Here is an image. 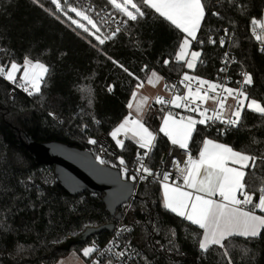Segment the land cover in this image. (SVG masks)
Masks as SVG:
<instances>
[{"label":"trees","instance_id":"16d2710c","mask_svg":"<svg viewBox=\"0 0 264 264\" xmlns=\"http://www.w3.org/2000/svg\"><path fill=\"white\" fill-rule=\"evenodd\" d=\"M89 1L97 11L106 9L107 19L127 20L103 45L71 25L51 0H0V64L9 65L11 60L22 63L27 54L49 69L41 93L31 96L18 86L12 95L15 84L0 77V264H55L72 251L82 254L88 244L63 249L69 238L78 237L88 227L117 222L102 195L89 191L73 194L60 180L55 166L38 163L21 139L26 141L29 136L39 143L58 141L96 155L101 138L110 136L128 114L135 77L146 79L155 70L172 80L188 71L183 62L174 59L183 33L145 7L142 0L134 2L146 15L136 21L128 20L109 0ZM79 2L70 0L82 6ZM203 3L206 14L193 43L201 56L191 73L214 79L225 58V47L219 39L226 38L231 54L237 58L232 74L238 79L242 69L251 73L254 83L246 90L264 102V44L256 39L251 24L253 18H262L264 0ZM95 17L101 34L111 35L113 30L105 20L100 15ZM211 35L216 39L214 44L209 43ZM165 59L169 64L163 63ZM145 65L147 68L141 71ZM169 109L157 104L144 119L157 134L148 157V165L153 168L160 165L169 146L166 136L159 132L160 119ZM218 129L225 128L198 125L191 141L193 152L197 154L204 137H211L235 150L264 155V116L245 107L237 127H229L223 134ZM93 139L95 144L89 142ZM138 150L134 141L126 139L124 147L109 160L118 164L123 157L127 166H134ZM262 180L264 163L258 159L245 177L247 190L257 201ZM135 193L122 221L131 226V239L147 264H227L219 246H212L207 253L199 250L196 234L202 235V230L164 208L159 183L142 180ZM118 211L122 212V207ZM108 236L107 231L96 235L101 239ZM225 243L233 264H264V235L255 240L235 237ZM245 246L251 251L242 256Z\"/></svg>","mask_w":264,"mask_h":264},{"label":"snow or ice","instance_id":"6c2138e0","mask_svg":"<svg viewBox=\"0 0 264 264\" xmlns=\"http://www.w3.org/2000/svg\"><path fill=\"white\" fill-rule=\"evenodd\" d=\"M34 2L38 3V0ZM142 2L145 7L153 9L160 17L183 33L174 59L177 62H183L187 69H194L201 52L191 51L190 48L192 41L197 40V33L205 18L203 0H142ZM51 3L71 22V25H75L76 29H82L84 33L94 37L100 45L111 40L120 31V27L117 26L111 35L101 34L100 26L89 14L91 7L74 6L70 0H65L63 4L61 0H51ZM109 3L131 21H136L146 15L142 7L134 0H109ZM69 11L75 13L76 18L70 15ZM214 15L218 14L214 13ZM122 22L127 24V20ZM251 24L253 34L256 33L257 26L264 32V20L253 18ZM256 39L264 43V37L257 35ZM212 42L215 43V41ZM224 42L222 38L220 44L223 45ZM261 50L264 51V48ZM113 63L128 72L122 64L117 61ZM163 63L167 65L169 60L165 59ZM146 68L147 65L141 71ZM21 69L22 74L18 80L17 73ZM48 71L45 63L39 59L34 60L27 54L23 57L22 63L11 60L9 65L0 64V77L16 84L30 96L41 93L42 82ZM128 74L133 75L131 72ZM241 75L242 80L237 82L239 86L228 87L225 83L214 82L184 72L180 80V84L186 89L183 95L179 94L176 85L165 83V90L173 93L170 98L162 95L155 96L157 104L172 105L199 115V118L191 114L179 115L177 118L176 113L168 111L163 115L159 127V132L163 133L172 145L183 150V166L181 167L180 160L173 161L177 178L183 180L182 185L170 181V172L153 171L145 163V158L150 156L155 147L157 134L143 122V115L149 107L150 97L140 92L145 83L155 87L163 80V77L155 70L147 74L146 79L135 77L137 83L127 103L128 114L110 132L117 146L124 147L125 140L119 138L123 136L134 141L138 148L143 150L142 154L137 153L136 174L129 178L133 181L146 180L149 176L157 179L163 190L164 208L198 226L202 230V235L196 234L199 250L207 253L212 246H219L223 249L222 256L227 258V264H233V262L226 241H231L235 237L255 240L264 235V180L258 188V201L254 200L253 194L247 190L245 182L246 170L255 168L258 159L264 163V155L257 157L244 150H235L232 146L220 143L216 139L204 137L198 155L193 156L190 142L197 131V125L210 126L220 121L226 128L218 129L219 134H223L229 127H237L245 107L264 116V102L251 97L246 90L254 83L252 74L242 71ZM111 90L112 86H109V91ZM228 98L235 101L234 106L226 105ZM209 100L215 104L214 108L203 106ZM89 142L96 143L94 139ZM97 159L101 164L105 163L100 157ZM119 163L123 173L127 176L128 168L123 157L119 158ZM257 210L260 214H257ZM123 230L128 229L125 227ZM115 246L114 238L109 242L105 251L111 252ZM98 251L93 243L84 247L82 254L84 257H90ZM250 251L246 246L241 248L242 256H247ZM115 255L123 257L125 252L117 251ZM93 264H99V261H94ZM108 264H111V261Z\"/></svg>","mask_w":264,"mask_h":264},{"label":"water","instance_id":"95a60500","mask_svg":"<svg viewBox=\"0 0 264 264\" xmlns=\"http://www.w3.org/2000/svg\"><path fill=\"white\" fill-rule=\"evenodd\" d=\"M21 142L38 163L55 166L60 180L73 194L89 191L102 195L109 213L117 221L121 220L122 212L118 209L135 197L136 184L124 179L120 169L101 164L93 152L70 144L58 141L39 143L29 136ZM115 224L88 227L61 247L68 250L73 245L84 244L103 231L112 232Z\"/></svg>","mask_w":264,"mask_h":264},{"label":"built area","instance_id":"2783aa9c","mask_svg":"<svg viewBox=\"0 0 264 264\" xmlns=\"http://www.w3.org/2000/svg\"><path fill=\"white\" fill-rule=\"evenodd\" d=\"M79 4H82V6L84 8L91 7V12H93V14L95 16L100 15V19L105 20L104 24L109 26V30H115V28L117 26L120 27L121 25L125 24V23L121 22V20L116 21L113 18L107 19L106 16L108 13H105L106 9H103L101 11L95 10V6L89 0H80ZM221 39L222 38L219 39V42ZM223 39L225 41L224 44L222 45L225 47V58H224V62H223L221 69H224V70L223 71L220 70V73L214 79H207V80L225 83L228 87H237V86H239L237 82L242 80V75L240 78L235 79V76L232 74L233 69H234L233 67H234L235 63L237 62V58H236V56L231 54L230 42L226 38H223ZM212 41L216 42V39L214 38V36L211 35L209 37V43L214 44ZM242 71H246V70L242 69ZM182 77H183V74L176 77L175 79L166 80V83L169 85H173V84L176 85V88L179 90V93H181L183 95L184 92L186 91V89H184L183 85L180 84V80L182 79ZM16 87H17V85L15 84V88H13L11 90L12 95H14L16 93ZM194 87H195V85H194ZM20 89H22V88H20ZM169 93L173 94L170 91H169ZM226 105L234 106L235 101L232 98H228L226 101ZM203 106L211 109V108L215 107V104L211 100H209ZM218 125H220L221 128H226V126L224 124H222L220 121H217L216 123L211 124L210 126H208V128L217 127ZM119 138L124 139L123 136H121ZM120 148L121 147L116 145V143L112 139V137L103 136L100 140V148H99L97 154L95 155V157L96 158L100 157L101 159H103L105 161L104 164L109 162L110 165L118 166V168L121 170L122 177L124 179L130 180L136 184V188H135V192H136L137 186L142 180L137 179V180L133 181L129 177H131L133 174H136L135 168L138 166L137 163L134 166H127L126 165L128 168V173H127V176H125V174L123 173V171L121 169L120 163L116 164V162L109 160L110 155L116 153V151ZM190 149H191L193 156H196V154L193 152L191 146H190ZM138 152L140 154H142L143 150L139 149ZM182 156H183V150H181L178 147L170 144L168 149L166 150V152L164 153V155L162 157L160 165L157 168H153L151 166L150 167L153 169V171H159V172L168 171L171 173L170 181L181 182L182 179H178L176 176V169L173 165V161L174 160H180L181 161V167H182L183 166ZM145 163L148 164V158H145ZM147 179L149 182L159 183L158 180L154 179L152 176H149ZM129 204H130V202H128L122 206V218H121V220L116 222L114 230L112 232H109V236L106 239H101L99 237L93 236L87 241L88 246L95 243V245L99 251L94 253L90 257H86L85 258L86 259L85 264H93V262L97 261V260L99 261V264H108L109 261H111V264H147V262L145 261L143 255H142V251L138 248L137 245H135L133 243V241L131 239V232H132L131 226L122 221L124 215L126 214L128 208H129ZM125 227L128 230H123ZM114 238L116 240V246L112 249L111 252L105 251L109 246V242L112 241ZM117 251H124L125 255L123 257L116 256L115 252H117Z\"/></svg>","mask_w":264,"mask_h":264},{"label":"crops","instance_id":"0c3cea01","mask_svg":"<svg viewBox=\"0 0 264 264\" xmlns=\"http://www.w3.org/2000/svg\"><path fill=\"white\" fill-rule=\"evenodd\" d=\"M261 20H264V13H263V16H262V18H261ZM257 32H256V36L257 35H259V36H261V37H264V32H262L260 29H259V27L257 26ZM200 31V30H199ZM199 31H198V33H197V36H198V34H199ZM195 41V40H194ZM194 41H192V44H191V48L190 49H195L194 47H193V43H194ZM260 42H261V40H259ZM262 43V42H261ZM264 44V43H263ZM200 52V51H199ZM200 58V57H199ZM199 58H198V60H199ZM189 71V70H188ZM21 72V71H20ZM157 72V71H156ZM187 72V71H186ZM191 72V71H190ZM19 73V72H18ZM160 76H162L163 77V80L158 84V85H156L155 87H152V86H150V85H147V83H145V86L141 89V92H140V94H142V95H147V96H149L150 97V99H149V107L147 108V110L145 111V113H144V115H143V122L145 123V121H144V119H145V117H146V115L148 114V112H150L152 109H154L155 108V106L157 105V103H155V96H157V95H162V96H164L165 98H170V96L172 95V94H170L169 93V91H167V90H165V88H164V84L166 83V79H165V77L160 73V72H157ZM190 75H194L193 73H191ZM17 79L19 80V77H17ZM179 94H181V93H179ZM182 95V94H181ZM208 102V101H207ZM166 107H168V108H170L168 111H173L174 113H176L177 114V118H178V116L179 115H195L196 116V118H199V115H198V113H196V114H192V113H190L189 111H187V110H185V109H180V108H175L174 106H172V105H166ZM168 111H165V113L166 112H168ZM164 113V114H165ZM163 114V115H164ZM163 115H162V117H161V119H160V125H161V123H162V118H163ZM160 125H159V127H160ZM145 126H147L146 125V123H145ZM198 126V125H197ZM148 127V126H147ZM151 130V129H150ZM163 134V133H162ZM164 135V134H163ZM111 137V136H110ZM167 138V137H166ZM208 138H211V137H208ZM124 139L126 140L127 138H125L124 137ZM168 139V138H167ZM211 139H215V138H211ZM218 142H220V143H224V142H222V141H220V140H218V139H216ZM168 142H169V145L171 144V142L168 140ZM191 144H192V142H190V146H191ZM226 144V143H225ZM169 147V146H168ZM164 155V154H163ZM198 155V152H197V154H196V156ZM163 157V156H162ZM247 171V170H246ZM177 184H183V180L181 181V182H176ZM161 190H162V187H161ZM162 194H163V190H162ZM257 214H260L259 213V210H257ZM65 259H67V257H65V258H62V259H60L57 263H55V264H61L62 263V261H64Z\"/></svg>","mask_w":264,"mask_h":264},{"label":"rangeland","instance_id":"374dc122","mask_svg":"<svg viewBox=\"0 0 264 264\" xmlns=\"http://www.w3.org/2000/svg\"><path fill=\"white\" fill-rule=\"evenodd\" d=\"M65 2V0H61V3L63 4ZM73 4V3H72ZM74 6H79L78 4H73ZM80 7H83V6H80ZM113 7V6H112ZM114 8V7H113ZM69 14L72 15L74 18H76L75 16V13H71L69 11ZM92 18L94 19V21L97 22V24L99 25L98 23V20L96 19L95 15L93 13H89ZM126 17V16H125ZM84 22V21H82ZM86 23V22H85ZM191 51H199V50H196V49H190ZM189 71H187L189 74H191V70L193 69H188ZM22 74V69H21V72L17 73V77H20V75ZM88 245H85L84 247H86ZM82 253V251H81ZM86 257L83 256V254H77L75 251H72L68 256H67V259H65L64 261H62L61 264H85L86 263Z\"/></svg>","mask_w":264,"mask_h":264}]
</instances>
